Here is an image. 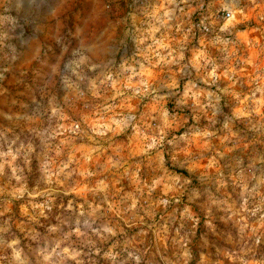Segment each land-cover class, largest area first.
I'll use <instances>...</instances> for the list:
<instances>
[{"label": "clouds", "instance_id": "1", "mask_svg": "<svg viewBox=\"0 0 264 264\" xmlns=\"http://www.w3.org/2000/svg\"><path fill=\"white\" fill-rule=\"evenodd\" d=\"M116 3L0 38V264H264V0Z\"/></svg>", "mask_w": 264, "mask_h": 264}, {"label": "rangeland", "instance_id": "2", "mask_svg": "<svg viewBox=\"0 0 264 264\" xmlns=\"http://www.w3.org/2000/svg\"><path fill=\"white\" fill-rule=\"evenodd\" d=\"M98 13L106 19L117 14L116 0H0V38L24 30L26 35L38 37L33 55L39 56L44 45H53L51 37L84 16ZM53 45V52H57ZM53 52H49L43 63H32L29 57L24 65L27 71L26 85L14 88L16 96L27 100L47 70Z\"/></svg>", "mask_w": 264, "mask_h": 264}]
</instances>
